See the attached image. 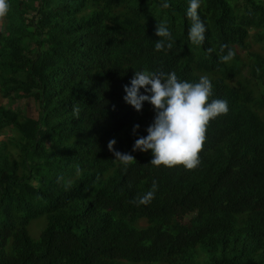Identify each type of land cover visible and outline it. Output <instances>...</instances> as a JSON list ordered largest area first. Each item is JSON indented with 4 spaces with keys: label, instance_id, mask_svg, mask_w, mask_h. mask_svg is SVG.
<instances>
[{
    "label": "trees",
    "instance_id": "trees-1",
    "mask_svg": "<svg viewBox=\"0 0 264 264\" xmlns=\"http://www.w3.org/2000/svg\"><path fill=\"white\" fill-rule=\"evenodd\" d=\"M9 3L0 92L32 111L0 104V134L12 132L0 139V264H264V52L250 42L264 47V0H203L202 45L188 38V0ZM161 22L170 49H155ZM140 70L208 75L228 101L195 168L132 151L133 126L147 135L155 115L124 100ZM112 138L136 157L126 170Z\"/></svg>",
    "mask_w": 264,
    "mask_h": 264
},
{
    "label": "clouds",
    "instance_id": "clouds-1",
    "mask_svg": "<svg viewBox=\"0 0 264 264\" xmlns=\"http://www.w3.org/2000/svg\"><path fill=\"white\" fill-rule=\"evenodd\" d=\"M203 0H188L186 16L190 20L188 38L191 43L202 45L205 40L207 25L201 18L200 10ZM167 6V2L165 3ZM11 7L9 0H0L1 31L8 35V15ZM161 39L155 43L156 50L172 47V32L166 23H158L155 29ZM5 37V36H4ZM226 54L220 55L221 61L227 62L235 55V50L228 48ZM211 51V49H209ZM124 100L141 110L143 103L148 101L154 109L153 121L147 126V135H139L140 124L133 126V133L138 135L132 145V151L151 150L153 165L174 167L183 165L187 169L195 168L200 163V152L206 139V129L210 120L229 111L228 101L213 97V82L208 75H201L198 80H182L172 72L135 71L130 84L124 85ZM143 88V91L141 90ZM115 138L108 142V147L114 152L126 170L136 157L132 152H122L114 148ZM157 185L153 182L151 190L139 197L138 203L147 204L155 195Z\"/></svg>",
    "mask_w": 264,
    "mask_h": 264
},
{
    "label": "rangeland",
    "instance_id": "rangeland-1",
    "mask_svg": "<svg viewBox=\"0 0 264 264\" xmlns=\"http://www.w3.org/2000/svg\"><path fill=\"white\" fill-rule=\"evenodd\" d=\"M2 19V17L0 18ZM2 24L5 25V22L2 19ZM251 42V50L253 51H258V52H264V47L263 45L255 42L254 38L252 40L250 39ZM239 53L242 57L247 56V52L240 51ZM0 104H4L7 108L12 107L15 109H21L24 111L26 114L30 115L32 111V105L31 102L28 99H10V98H5L3 97L2 93L0 92ZM12 132L10 130H5L3 133L0 134V139H6L8 135H10ZM45 219H35L31 226H30V233L33 238H38L39 234L42 230V228L45 225Z\"/></svg>",
    "mask_w": 264,
    "mask_h": 264
},
{
    "label": "crops",
    "instance_id": "crops-1",
    "mask_svg": "<svg viewBox=\"0 0 264 264\" xmlns=\"http://www.w3.org/2000/svg\"><path fill=\"white\" fill-rule=\"evenodd\" d=\"M1 31H3V30H1V22H0V32H1Z\"/></svg>",
    "mask_w": 264,
    "mask_h": 264
}]
</instances>
